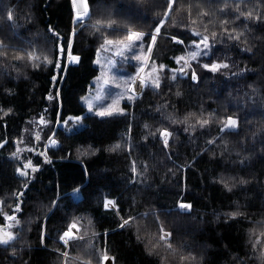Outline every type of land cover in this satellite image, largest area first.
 Returning a JSON list of instances; mask_svg holds the SVG:
<instances>
[{
	"label": "trees",
	"instance_id": "1",
	"mask_svg": "<svg viewBox=\"0 0 264 264\" xmlns=\"http://www.w3.org/2000/svg\"><path fill=\"white\" fill-rule=\"evenodd\" d=\"M92 7L95 9L97 3L105 8H119L121 4L127 6V0H91ZM224 0H177L175 7L184 5L180 14L173 12V17L187 22L188 5H193V17L197 9L195 4L202 3L210 11L218 10ZM231 3V0H229ZM256 0H245L247 10L252 7ZM14 8L15 23L20 27L10 30V23L6 21V12L2 5ZM31 7V21H27L25 16L29 14ZM166 7L164 0H152L150 10L142 12L140 18L134 19V24L139 30L149 32L154 28L155 13L161 12ZM123 9H121L122 11ZM232 8L230 7L227 16L232 19ZM0 40L9 45L18 47H27L23 41L33 39V33L40 32L42 35L37 39V44L44 46V36H50L46 32L48 25L63 37H67L72 28L71 22V0H2L0 4ZM96 18L94 12L93 20ZM123 20V17H117ZM226 18L225 15L210 17L213 22ZM243 18H241V21ZM241 21H237V26L243 27ZM92 21H88L91 23ZM158 22V20H157ZM171 18H166V24L162 28V34L158 37L157 45L154 49L153 59L158 63H164L169 69L178 67L172 60L175 55L181 54L184 45H178L171 41V35H180L186 44L190 43L192 33L189 29L182 27H172ZM211 28L212 26L209 25ZM74 38V54L81 56L80 64L68 66L66 72H61L64 77L58 81L55 88L62 92L63 105L57 100L54 103L46 99L49 91L53 89L51 75L53 67H41L33 69L30 65L22 62H13L10 60L13 54L11 48L8 49L9 63H16L19 73L15 69L4 67V58L0 57V106L7 109L12 107L13 113L0 119V139L7 138L9 143L0 148V205L4 210L10 209L14 205L15 198L12 195L14 191L19 190L21 179L15 175L16 161L10 160V153L15 147H24L25 145H15L13 141L22 135L25 137L26 144L33 146V136L28 121L32 118H39L45 114L51 121L48 127L43 128L46 131L45 136L51 132L48 128L55 129V138L59 142L57 147L50 148L48 155L52 159L51 164H44L42 157H37L32 153L22 152L21 157L31 158L35 163L41 165V171L36 175L35 183L31 185V191L25 197L23 204V214L20 217L27 221L29 217L33 219L31 231H28V225H25L22 236L27 239L36 251L28 253L32 257L33 264H61L59 253L55 251L60 247L57 243V232L63 231L67 224V219L72 215L91 217L93 220V231L98 235L92 241L96 248L103 250L105 245L109 249V255L116 257V264H160L157 256L147 255L144 242L136 240V224L142 227L147 225V231L155 233L157 225L153 223L154 217L148 215L143 217V213L152 211L159 212L160 219L165 229L173 232L174 245H187L185 253L192 252L199 257L202 252L205 254V264H236L235 257L241 258L247 255H253L250 248L249 230L257 228V222L264 221V158L257 153L246 166L237 161L249 155L241 151L239 157L236 151L240 149V141L243 137H251L261 122H264V115L259 110L251 113L248 123H242L238 135H224L223 140L228 141L229 148L233 149L231 155L224 153L222 156L223 145L220 139L212 145L206 144L208 139L220 136L218 132L219 125L213 124L211 128L204 130L197 129L191 136L183 132V127L171 125L163 120L160 113L156 111L157 105L169 102L176 108L168 107L164 110V115L168 112H175L183 116L188 111H199L201 104L207 112L216 111L217 115L233 114L238 111L234 106L239 95L248 90L246 85L256 84L264 88V73L246 74L245 80L225 81L224 76L207 73L199 82L198 87H193L190 79L178 77L175 82L165 79L163 91L156 95L151 88H145L135 102L125 100L122 106L126 107L127 115L100 118L95 114H86V107L80 101L89 86L92 78L98 71V66L92 61L96 58V47L101 42L95 35L90 34L91 30L87 27L80 29ZM257 35L264 34V25L256 30ZM55 40V37H51ZM150 39V37L148 38ZM66 46V39L63 41ZM147 43V40L145 41ZM49 43L46 47H51ZM218 47H223L217 45ZM264 50V44H261ZM239 61L241 67L247 65L248 68H259L264 64L259 54L254 58H249L247 54L229 53ZM223 58V57H221ZM235 70V69H233ZM170 76L171 73L169 72ZM224 81V83H221ZM171 83V91L167 86ZM177 87L184 93L181 98H177L174 93ZM12 89L14 95H6L4 89ZM232 92L233 97L229 96ZM243 104V100L240 101ZM47 109V112L45 110ZM60 111L63 117L69 115H80L83 119V127L66 131L65 128L56 124V112ZM243 116L244 112L241 111ZM2 116V113H0ZM149 127L145 128L144 125ZM5 124L7 125L5 127ZM131 125V131H129ZM160 127H169L178 129V136L171 139V155L169 160L166 156L168 150L162 149V143L159 137L149 135ZM28 129V132L23 130ZM40 129V128H39ZM251 129V130H250ZM145 137L147 139H145ZM117 142L122 144V148L115 153L105 151V149ZM133 147L129 152L128 145ZM251 147V140H249ZM259 144H257V148ZM84 150L91 151L92 148L99 149L94 155L81 156L77 159L79 153ZM203 150V151H202ZM199 154V155H197ZM215 154V155H213ZM61 157H66L61 159ZM195 160L193 161V158ZM135 160L138 167L142 170L144 163H147L148 172L144 177L137 176L136 182L129 183L131 178V162ZM192 164L187 169L177 171L178 165ZM87 166L90 173L84 176L83 169ZM169 169L176 172L172 176ZM221 175L224 176H258L262 183L257 186L255 182L246 186L244 189L237 187L232 192L225 190L221 184L214 180ZM144 181L141 183L140 181ZM60 185L62 192L71 193L73 187L81 186L83 191L79 201L69 198L61 201L64 207L53 209L51 219L47 221L49 239L47 248H39V229L38 222H44V213L50 206V200L55 198L56 186ZM187 186V191L183 193L185 201L193 203L191 216L181 214L177 216L175 204L181 199V191ZM107 197L116 200L119 207L123 210L125 217H137L132 222V226L123 231L109 232L105 236V229L116 228V216L114 211H105L103 200ZM43 203L45 207H39ZM245 213L244 216L234 220H228L225 213L236 210ZM165 210H172L167 214ZM67 213V217H66ZM195 218V219H193ZM2 216H0V223ZM82 223H87L84 220ZM203 246V247H201ZM82 244H73L67 250L70 258L78 254H83L80 249ZM7 249L0 248V264H13L11 259H6L9 255ZM161 255H169L163 249ZM28 255L24 258L27 259ZM15 264H21L17 259ZM79 264V262H76ZM168 264H177V261L169 256ZM248 264H258L257 261H249Z\"/></svg>",
	"mask_w": 264,
	"mask_h": 264
},
{
	"label": "snow or ice",
	"instance_id": "2",
	"mask_svg": "<svg viewBox=\"0 0 264 264\" xmlns=\"http://www.w3.org/2000/svg\"><path fill=\"white\" fill-rule=\"evenodd\" d=\"M166 7L161 12H156V20H154V28L149 32L139 30L135 24L134 19L140 18L142 12L150 10L152 6V0H127V6L121 4L119 8H105L101 7L100 3H97V7L93 9L91 0H71V22L72 28L68 36L65 38L57 32L52 25H48L46 32L50 36H44V46L37 44V39L41 37L40 32L33 33V39L29 41H23L27 44V47H18L16 45H9L0 40V57L4 58V67L15 69L19 73V69L16 63H9L8 49L11 48L12 55L10 60L13 62H22L26 65H30L33 69L41 67L52 66L54 71L51 75V82L53 89L49 91L46 99L49 102L61 101V107L63 105L62 92L59 88H55L58 81H62L64 77L60 75L61 72H66L69 65L80 64L81 56L74 54L73 42L74 38L80 29L85 27L91 30L92 35H95L101 42L96 47V58L92 61L93 64L100 66L101 75L94 77L95 81L99 84L103 80L104 85L115 83V86L122 88L123 91L113 98V102L106 107H94V105L88 101L84 96H81V101H84L87 105L88 111L94 112L95 116L100 118L113 117V116H125L127 115L126 107L120 105L122 99L135 102L138 93L145 88H151L154 94L159 95L165 85V79L170 82H175L178 77L189 78L193 87H198L199 82L203 79L207 73L220 75L225 77V81L229 80H245L246 74H259L264 73V64H261L259 68H248L247 65L241 67L239 61L236 60L229 53L236 52L237 54H247L249 58H254L258 54L262 60H264V50L261 49V44H264V34L257 35L256 30L260 26L264 25V0H256L252 7H246L245 0H224L222 6L218 10L210 11L204 7L202 3L195 4L197 9L195 17H193V5L190 3L187 10V22L184 23L180 19L173 17V12L180 14L184 5L175 7L177 0H164ZM210 3V0H206ZM2 4V0H0ZM3 10L6 12V21L11 22L9 27L13 30V35H16L15 29L20 25L15 23L14 8L8 7L6 4L2 5ZM232 8V19H228L229 8ZM121 9H123L121 11ZM94 12L96 18L93 20ZM225 15L226 18L219 19L218 22H213L210 17ZM117 17H123V20ZM166 18H171L172 27H182L189 29L192 33L190 43L186 44L185 40L180 35H171L170 39L178 45H184V48L179 55L172 57L178 67L169 69L164 63H158L152 57L154 55V49L157 45L158 37L162 34V28L166 24ZM241 18L243 20L241 21ZM2 19V18H0ZM27 21H31V7L29 6V14L25 16ZM158 20V22H157ZM88 21H92L88 23ZM237 21H241L243 27L237 26ZM209 25L212 27L210 28ZM51 37H55L52 40ZM150 37V39H148ZM66 39V46L64 40ZM147 40V43L145 42ZM51 43V47H46ZM223 46L218 47L217 45ZM139 49V51H137ZM110 53V57H103L102 54ZM115 57H120L124 62L133 60L138 62L136 72L130 77L116 76L111 73V69L117 64ZM223 57V58H221ZM235 69V70H233ZM171 73L169 76L168 73ZM121 81V83H117ZM138 82V87L136 86ZM221 83H224L222 81ZM169 91H171V83L167 85ZM246 91H243L242 95H239L240 90L237 89L238 97H233L232 92H229V96L236 99L235 107L237 112L227 115H217L216 111H209L206 113L203 104H201L199 111H188L183 116L178 114V109L175 112H168L164 115V110L168 107L176 108L175 105L165 102V104L157 105L156 111L161 114L163 120L167 121L171 125H179L183 127V132L190 136L194 134L197 129L204 130L211 128L215 123L219 125L218 132L220 136L213 137L206 141V144L212 145L217 139L221 140L223 145L222 153H228L231 155L233 149L229 148L228 141L223 140L224 135L236 134L238 135L241 129L242 123H248L251 125V121L248 120V116L257 111V105L261 114L264 115V88L258 87L256 84L246 85ZM6 95H14L12 89L5 88ZM174 95L177 98H181L184 93L177 87ZM96 99H100L99 96ZM243 100V104H241ZM14 109L9 107L7 109L0 106V119L12 114ZM243 111L244 115L241 116L240 112ZM47 112V109L45 110ZM83 117L80 115H69L63 117L60 111L56 112V124H63L66 131L77 127H83ZM29 124L39 127L41 130L48 127L51 123L46 118L45 114H41L38 119L28 121ZM7 125L5 124V127ZM145 128L149 125L146 123ZM251 130V129H250ZM28 132V129L23 130ZM51 135L47 136V142L43 145V150H38L37 145L29 147L26 144L25 137L22 135L17 138L13 143L15 145H25L24 147H15V150L10 153V160L16 161L15 175L20 178L22 183L19 190L14 191L12 195L15 198L14 205H10L11 211H5L0 206V216L3 217V223H0V248L7 249L9 255L6 259H11L13 264L19 259L21 264H33L32 257L28 253L36 251L25 239L22 234L24 233L25 225L27 224L28 231H31V224L33 219L29 217L27 221L22 220L20 217L23 214V204L25 203V197L27 193L31 191V185L35 183L36 175L41 171V165L35 163L31 158L21 157L22 152L32 153L37 157L43 158L44 164H51L52 159L48 155L50 148L57 147L59 142L55 138L56 132L53 128H48ZM129 131H131V125H129ZM178 129H170L169 127H160L156 131L150 132L149 135L153 137H159V141L162 143V149L168 150L166 156L169 160L172 159L171 155V139L174 136H178ZM35 141H41V131H35L31 133ZM145 139H147L145 137ZM249 140H251V147H249ZM9 143L7 138L0 139V148L5 147ZM257 144L259 147L257 148ZM133 145L129 144V152ZM122 148V144L117 142L105 149L110 153H115ZM99 149L92 148L91 151L77 149L81 156L94 155ZM203 151V150H202ZM241 151L249 153L248 156L239 159L237 162L246 166V162H250L253 157L259 153L261 158H264V122L252 131L251 137H243L240 141V149L236 151V156L239 157ZM199 155V154H197ZM215 155V154H213ZM66 157H61L65 159ZM195 157L193 158V161ZM192 164L178 165L177 171L192 167ZM131 178L129 183L136 182L137 176L144 177L146 179V173L148 172L147 163H144L141 170L137 162L133 160L130 167ZM172 176H176V172L169 169ZM84 176H89L87 166L83 169ZM143 183L144 181H140ZM215 183H219L228 192H232L237 187L244 189L246 186L255 182L259 186L262 181L258 176L243 177V176H224L214 180ZM82 187H73L71 193L62 192L60 185L56 186V195L54 199L50 200V206L44 213V222L40 224L37 218V226L39 229V248H47L48 229L47 221L51 219L53 209L64 207L61 201L73 198L76 201L81 199ZM187 191V186L182 189L180 195L181 199H178L175 204L177 216L183 214L184 216H191L193 210V203L191 201H185L183 199V193ZM4 202L0 200V205ZM39 207H45L43 203ZM103 208L105 211H114L116 216V228L105 229V236L109 232L115 233L116 231H123L132 226V222L137 220V217L122 215V209L119 207L116 200L109 199L107 197L103 200ZM167 214H171L172 210H165ZM152 215L154 217L153 223L157 225V231L155 233L147 231V225L143 227L136 224V240L137 242H144L145 251L149 256H157L160 260V264H168L169 256L173 257L177 264H205V254L197 257L192 252L185 253L187 245H174L173 232L165 229L163 222L160 219L159 212L152 211L150 213H143V217ZM245 213L237 209L225 213L228 220H234L244 216ZM67 217V213H66ZM195 219V218H193ZM87 220V223H82ZM259 224V230L252 228L249 230L250 248L253 255H247L244 258L239 256L235 257L236 264H248L249 261L255 260L258 264H264V221L257 222ZM94 224L91 217H84L78 215H72L67 219L66 227L63 231L57 232L60 247L55 251L59 253L61 264H116V257L109 255V249L107 245L103 250L96 248L92 241L96 239L97 233L93 231ZM73 244H82L80 249L82 255L71 257L67 250ZM203 247V246H201ZM163 249L165 253L169 255H161L160 250ZM28 255V258L24 257Z\"/></svg>",
	"mask_w": 264,
	"mask_h": 264
},
{
	"label": "rangeland",
	"instance_id": "3",
	"mask_svg": "<svg viewBox=\"0 0 264 264\" xmlns=\"http://www.w3.org/2000/svg\"><path fill=\"white\" fill-rule=\"evenodd\" d=\"M137 51H139V49H137ZM110 57L111 54L110 53H104L102 54V59L103 57ZM115 59L117 60V64L114 68L111 69V73L116 75V76H123L125 78L132 76L135 72H136V67L138 66V62L133 61V60H129L128 62H124L122 60V58L120 57H115ZM98 66V65H97ZM178 66V65H177ZM101 75V68L100 66H98V71L96 73V76ZM94 77L92 78L91 81V86L88 87L87 92L83 95L84 97H86L88 99V101H90L94 107H106L108 104L113 102V98L116 97L119 93H121L123 91L122 88H118L115 86V83H110L108 85H104L103 84V80L100 81V83L98 84ZM117 83H121V81H117ZM144 89H142L137 97H139L141 95V93L143 92ZM99 96L100 99H96V97ZM127 100L122 99L120 101V105L122 106V102ZM81 101V99H80ZM81 103H83L86 107V114L90 113L87 109V105L85 104L84 101H81ZM123 107V106H122ZM90 114H94V112H91ZM33 119H38V118H32ZM30 120V121H31ZM61 126L63 128H65V126L63 124L57 125L55 124V127ZM31 133L35 132V131H41V136H42V140L41 141H35L33 140V145H37L38 146V150H43V145L47 142V136H45L46 131L43 132V130L39 129V127H36L34 125H31ZM77 128H81V127H77ZM76 128H73L71 130H74ZM66 130V129H65ZM68 130V131H71ZM52 133H50L49 135H51ZM31 135V134H30ZM5 211L10 212L11 209H7ZM3 223V217H2V222ZM106 264H111V262H106Z\"/></svg>",
	"mask_w": 264,
	"mask_h": 264
},
{
	"label": "bare ground",
	"instance_id": "4",
	"mask_svg": "<svg viewBox=\"0 0 264 264\" xmlns=\"http://www.w3.org/2000/svg\"><path fill=\"white\" fill-rule=\"evenodd\" d=\"M136 86H137V87L139 86V85H138V82H137V85H136Z\"/></svg>",
	"mask_w": 264,
	"mask_h": 264
}]
</instances>
